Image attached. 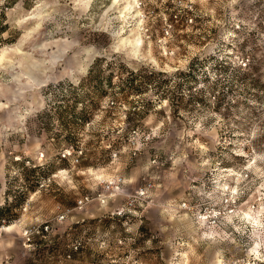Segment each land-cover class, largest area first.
<instances>
[{"label":"clouds","instance_id":"1","mask_svg":"<svg viewBox=\"0 0 264 264\" xmlns=\"http://www.w3.org/2000/svg\"><path fill=\"white\" fill-rule=\"evenodd\" d=\"M0 264H264V0H0Z\"/></svg>","mask_w":264,"mask_h":264}]
</instances>
